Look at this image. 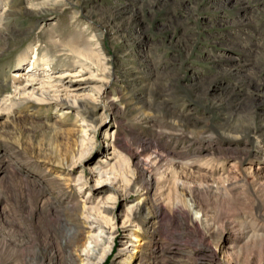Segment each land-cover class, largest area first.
Instances as JSON below:
<instances>
[{
    "label": "rangeland",
    "instance_id": "374dc122",
    "mask_svg": "<svg viewBox=\"0 0 264 264\" xmlns=\"http://www.w3.org/2000/svg\"><path fill=\"white\" fill-rule=\"evenodd\" d=\"M227 256L264 264V0H0V264Z\"/></svg>",
    "mask_w": 264,
    "mask_h": 264
},
{
    "label": "bare ground",
    "instance_id": "6f19581e",
    "mask_svg": "<svg viewBox=\"0 0 264 264\" xmlns=\"http://www.w3.org/2000/svg\"><path fill=\"white\" fill-rule=\"evenodd\" d=\"M30 68H34L33 66H30ZM30 68H28L29 70H30ZM151 148V145L150 144H147L146 146H145V148H144V150L145 151H147V150H149ZM160 157H161V154H160V152L156 149V150H154L150 155H148V158H147V162H146V164H150L151 162H153V163H155V162H158L159 160H160ZM152 164V163H151ZM145 170V172L147 171L148 172V168H145L144 169ZM235 178V177H234ZM230 180H232V178L231 177H228V180L227 181H225V183H231V181ZM228 185V184H227ZM78 207V206H77ZM79 208V207H78ZM158 213H159V216L160 215H162V216H164V215H166V212L165 211H163V209L162 208H159L158 209ZM223 246V245H222ZM213 251V250H212ZM219 254H220V252H214L213 253V255H214V257L216 258V259H218V257H219ZM224 255V254H223ZM220 264H232L231 263V261L228 259V256H227V260L226 261H220Z\"/></svg>",
    "mask_w": 264,
    "mask_h": 264
}]
</instances>
